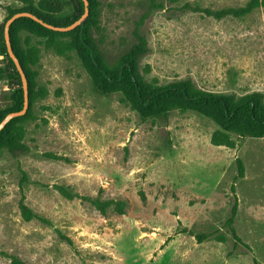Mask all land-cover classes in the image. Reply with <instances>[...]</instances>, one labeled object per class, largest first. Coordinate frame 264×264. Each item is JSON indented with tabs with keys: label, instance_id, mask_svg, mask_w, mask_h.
<instances>
[{
	"label": "rangeland",
	"instance_id": "rangeland-1",
	"mask_svg": "<svg viewBox=\"0 0 264 264\" xmlns=\"http://www.w3.org/2000/svg\"><path fill=\"white\" fill-rule=\"evenodd\" d=\"M58 1L48 13L39 0H0V31L28 3L52 22L78 14L76 0ZM95 10L88 42L112 74L139 35L136 71L153 87L264 101V0H95ZM63 32L72 46L77 31ZM11 36L37 58L23 64L35 94L20 146L0 145V264H264V136L214 145L217 122L195 110L142 119L114 85L95 86L77 49L58 54L21 22ZM13 71L0 46V112L15 108ZM82 196L122 200L125 213ZM22 205L47 222L24 219Z\"/></svg>",
	"mask_w": 264,
	"mask_h": 264
},
{
	"label": "trees",
	"instance_id": "trees-1",
	"mask_svg": "<svg viewBox=\"0 0 264 264\" xmlns=\"http://www.w3.org/2000/svg\"><path fill=\"white\" fill-rule=\"evenodd\" d=\"M76 5L78 8V14L66 23L50 21L47 14H39L35 12L32 10L29 3L26 8L18 11L31 12L44 22L50 23L54 26H66L77 20L83 13V2L81 0H76ZM38 7L48 13H53L59 11L61 5L58 0H39ZM18 11H10V16ZM95 21V0H88V15L86 19L83 21L82 25L72 29L77 31L75 40L71 42L72 46L62 40V36L65 32L46 28L31 18L19 17L12 22L9 27L10 44L26 76L29 103H31L35 92L33 91L32 77L30 73L25 71L23 64L25 58L29 59L31 62H35L36 60H34V58H37V50L31 49L26 55H23L15 47L11 32L13 25L16 22L25 23L27 26L36 29L40 36L45 39L46 47L53 48L58 54H64L67 50L71 49L70 47L80 51L83 56L81 57L83 65L92 77L95 86L102 88L105 83L114 85L122 92L125 102L135 109L142 119H147L152 116H166L168 112L174 108L181 110H195L203 115L211 117L217 122L219 129L215 130L211 135V143L214 145L233 147L234 140L231 138L230 133H235L241 137L264 136V101L258 93H252L238 99H233L232 97L223 94L191 91L187 83L168 84L166 86L157 87H153L151 84L146 83L136 71V60L138 56L145 51V41L139 35L138 43L131 47L129 53L118 66L116 72L112 74L99 62L95 48L88 42L87 28L89 25L94 24ZM3 29L4 24L0 31V46L5 52H7ZM8 59L14 70L13 72L20 88L15 95V108L6 112H0V121L7 113L20 110L23 104V90L21 87L20 76L9 56ZM28 116L29 113L27 110L24 115L14 117L4 125L0 130V145L3 142L11 149L20 146L19 140L23 136L22 122ZM236 164V178H241L244 176L243 162L241 159L237 158ZM61 190L68 198L75 196L65 188H61ZM81 198L88 200L102 214H105L108 208H111L119 214L125 213L126 203L122 200H101L99 197L90 198L84 196ZM21 209L24 219L30 220L31 218H37L47 222L46 219L33 213L27 206L22 205ZM235 212L236 203L232 206L231 216L228 219L229 224L232 223ZM204 236L205 235H197V238L200 241ZM234 236L238 238L235 233Z\"/></svg>",
	"mask_w": 264,
	"mask_h": 264
},
{
	"label": "water",
	"instance_id": "water-1",
	"mask_svg": "<svg viewBox=\"0 0 264 264\" xmlns=\"http://www.w3.org/2000/svg\"><path fill=\"white\" fill-rule=\"evenodd\" d=\"M81 1L83 2V13H82V15L77 20L73 21L71 24L66 25V26H54L50 23H46L43 20H41L40 18H38L36 15H34L33 13L28 12V11H18L16 13H14L13 15H11L6 20V22L4 24V29H3L5 45H6V49H7V54L10 57V59L12 60V62L14 63L16 71L18 72V74L20 76L21 87L23 90V104H22V108L20 110L12 111V112H9L5 115V117L0 121V130L4 127V125L10 119L24 115L28 109V106H29L26 76H25L24 70H23L18 58L14 54V52L11 48V44H10V37H9L10 25L12 24V22L15 19H17L19 17H28V18H31L34 21L40 23L41 25H43L46 28H49V29H52L55 31H62V32L63 31H70V30L74 29L75 27L82 25L84 19L88 15V0H81Z\"/></svg>",
	"mask_w": 264,
	"mask_h": 264
}]
</instances>
